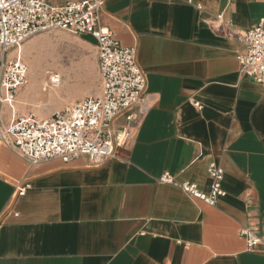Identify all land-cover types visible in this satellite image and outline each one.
Returning <instances> with one entry per match:
<instances>
[{"label": "crops", "instance_id": "obj_1", "mask_svg": "<svg viewBox=\"0 0 264 264\" xmlns=\"http://www.w3.org/2000/svg\"><path fill=\"white\" fill-rule=\"evenodd\" d=\"M191 1L104 0L101 24L136 48L146 79L114 158L29 165L0 142V264H264L240 235L264 238V86L240 75L227 36L264 28V0ZM211 163L224 171L213 207L158 183L209 193Z\"/></svg>", "mask_w": 264, "mask_h": 264}, {"label": "built area", "instance_id": "obj_2", "mask_svg": "<svg viewBox=\"0 0 264 264\" xmlns=\"http://www.w3.org/2000/svg\"><path fill=\"white\" fill-rule=\"evenodd\" d=\"M178 1L192 4L191 0ZM103 6L104 0H0V142L29 165L53 159L70 163L85 158L91 167L101 166L115 157L116 149L129 143L140 114L146 110V79L136 62V48L122 46L112 31L101 24ZM196 7L201 9L200 5ZM215 20L223 23V14ZM52 31L90 36L95 41L99 92L53 111L46 119L16 116L12 104L26 84L28 71L21 48L29 39ZM227 36L242 45L236 56L240 75L264 86L263 21L247 31L233 28ZM11 51L14 54L9 57L7 53ZM3 105L12 110L6 122L1 119ZM119 119L123 122L117 125ZM207 173L212 184L206 194L195 185L176 183L168 173L158 183L177 186L187 196L213 207L224 195V171L211 163ZM27 188V184L19 187L18 195ZM240 235L247 253L264 254V238L246 227L241 228Z\"/></svg>", "mask_w": 264, "mask_h": 264}, {"label": "rangeland", "instance_id": "obj_3", "mask_svg": "<svg viewBox=\"0 0 264 264\" xmlns=\"http://www.w3.org/2000/svg\"><path fill=\"white\" fill-rule=\"evenodd\" d=\"M13 54L14 51L7 53L9 57ZM21 57L28 71L26 84L12 104L16 116L46 119L53 111L76 101H68V97H92L99 92L95 41L89 37H75L62 31L40 34L23 44ZM11 114L12 110L3 105L2 121L6 122Z\"/></svg>", "mask_w": 264, "mask_h": 264}]
</instances>
